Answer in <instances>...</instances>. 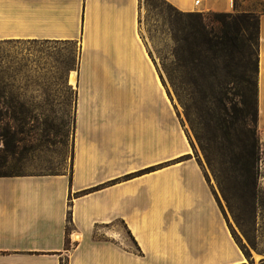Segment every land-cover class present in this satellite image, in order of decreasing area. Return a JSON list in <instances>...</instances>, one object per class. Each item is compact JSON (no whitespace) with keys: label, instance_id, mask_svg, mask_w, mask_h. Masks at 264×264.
Segmentation results:
<instances>
[{"label":"crops","instance_id":"1","mask_svg":"<svg viewBox=\"0 0 264 264\" xmlns=\"http://www.w3.org/2000/svg\"><path fill=\"white\" fill-rule=\"evenodd\" d=\"M184 11L231 0H167ZM141 0H0V39L80 42L71 167L0 174V264H239L244 254L142 37ZM264 130V13L259 37ZM122 221L137 250L101 228ZM70 245L67 247V238Z\"/></svg>","mask_w":264,"mask_h":264},{"label":"rangeland","instance_id":"2","mask_svg":"<svg viewBox=\"0 0 264 264\" xmlns=\"http://www.w3.org/2000/svg\"><path fill=\"white\" fill-rule=\"evenodd\" d=\"M231 1L225 11L193 10L203 14L199 18L167 0H141L140 25L149 54L170 90L174 116L200 154L231 233L244 254L245 261L239 264H264V130L259 125L257 65L264 0ZM201 20L221 32V55L212 50L203 53L201 47L206 44L202 39L199 45L194 43L192 24ZM79 53V41L0 39V173L70 171ZM172 67L176 68L181 99L167 73ZM221 87L227 104V110H222V130L216 127ZM241 117L255 128L259 140L256 190L241 186L236 174L229 171L232 154L223 131ZM197 134L211 136L215 147L222 146L216 162L228 169L223 174L230 201L205 158ZM115 228L124 233H119L118 240L136 251L131 232L120 220L96 234L111 238L117 236Z\"/></svg>","mask_w":264,"mask_h":264},{"label":"trees","instance_id":"3","mask_svg":"<svg viewBox=\"0 0 264 264\" xmlns=\"http://www.w3.org/2000/svg\"><path fill=\"white\" fill-rule=\"evenodd\" d=\"M186 12L190 16L195 15L199 18L203 15L201 12ZM215 14L224 15L225 13L216 12ZM192 26L193 30L191 34L193 36L194 43L196 41L197 45H199V39H202L201 43L206 44V46L202 45L201 51H204L203 53H206L212 50L215 55H221V44L223 42L221 40V32L216 30L213 26L202 22V20L197 22L196 24H192ZM257 65L259 71V52ZM175 71L176 68L172 67L167 70V73L178 96L181 99ZM219 94H221L219 95V109H221V112L218 113L216 119V127L222 130V128L225 127L222 123V110H227L226 99L224 97L222 87L219 89ZM207 126H210V124H208ZM223 133L228 136L227 139L229 140V146L227 149H230L232 154V157L229 160V162L231 163L229 171H232L236 174L237 180L241 184V186L246 189L256 190L259 173L258 162L260 159V145L255 128L252 127L251 123L244 119V117H241L238 121L231 125L230 129L223 131ZM197 135L200 140L205 158L210 165L226 200L230 201L228 186L225 183V176L223 174L224 172L228 173V169L220 162H216L218 152L222 149V146L215 147V144H213V142H211L210 140L212 139L211 136L206 137L203 134ZM231 160L233 163L231 162ZM69 242L70 239L68 237L66 242L67 247H69L70 245Z\"/></svg>","mask_w":264,"mask_h":264},{"label":"built area","instance_id":"4","mask_svg":"<svg viewBox=\"0 0 264 264\" xmlns=\"http://www.w3.org/2000/svg\"><path fill=\"white\" fill-rule=\"evenodd\" d=\"M201 2H202V0H195V3H196L197 5L201 4Z\"/></svg>","mask_w":264,"mask_h":264}]
</instances>
